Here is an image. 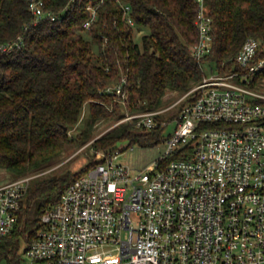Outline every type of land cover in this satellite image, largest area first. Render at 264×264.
<instances>
[{
    "label": "built area",
    "instance_id": "obj_1",
    "mask_svg": "<svg viewBox=\"0 0 264 264\" xmlns=\"http://www.w3.org/2000/svg\"><path fill=\"white\" fill-rule=\"evenodd\" d=\"M196 1L190 49L201 60L211 50L212 18ZM28 9L31 24L57 17L43 0H29ZM88 9L84 28L96 18ZM22 44L21 35L0 42V54ZM259 46L247 37L237 67L205 74L173 104L181 102L169 121L157 118L168 108H128L126 76L106 86L137 128L174 124L165 151L138 168L116 162L119 149L100 151L42 214L26 255L45 264H264V94L251 86L264 66ZM32 177L0 184V244Z\"/></svg>",
    "mask_w": 264,
    "mask_h": 264
},
{
    "label": "trees",
    "instance_id": "obj_2",
    "mask_svg": "<svg viewBox=\"0 0 264 264\" xmlns=\"http://www.w3.org/2000/svg\"><path fill=\"white\" fill-rule=\"evenodd\" d=\"M43 2L56 19L44 17L31 24L29 0H0V42L23 37L20 48L0 54V168L14 178L52 164L72 141L68 131L79 122L84 104L87 126L100 118L122 117L115 96L104 92L122 76L127 78L128 108L154 109L167 89L186 92L200 81L207 74L204 65L219 73L236 68L234 56L249 36L260 41L255 59L264 58V0H204L212 18V40L201 60L190 49L198 38L196 0ZM88 5L95 8L96 18L84 28ZM139 27L147 29L140 41L134 36ZM262 76L264 66L252 75L251 86ZM136 128L133 122H122L92 146L110 152L121 140L126 146L152 147L162 139L160 127L146 132ZM91 165L73 173L32 177L15 211L14 226L0 244V256L15 253L21 238L28 245L42 214Z\"/></svg>",
    "mask_w": 264,
    "mask_h": 264
},
{
    "label": "rangeland",
    "instance_id": "obj_3",
    "mask_svg": "<svg viewBox=\"0 0 264 264\" xmlns=\"http://www.w3.org/2000/svg\"><path fill=\"white\" fill-rule=\"evenodd\" d=\"M146 31L147 29L144 27L135 29L134 36L136 40L140 41L142 34H144ZM93 50H96L95 47H93ZM204 69L207 74L211 72L207 65H204ZM212 72H215V70H213ZM113 83L115 82H112L111 84ZM197 83H194L193 85ZM254 87L256 90L264 94V76L256 80V82L254 83ZM184 93L185 92H181L178 90L167 89L161 98V104L154 109L168 108L166 111H163V113H161V116L166 120L167 117L176 114V111L178 110L181 102L175 105L173 104L177 102ZM120 108L124 112V116L125 109L122 105H120ZM88 116V104L86 103L84 104L79 122H77L76 125H74L68 131V134L69 136H71L72 141L66 144L62 152L53 159L51 165L43 168L42 170L28 172L16 178H14L9 171L5 170L4 168H0V184L8 181H13L26 175L50 176L53 174H59L63 171L73 173L85 167L87 164H94L97 158V154L100 151H108L95 150L92 146L93 141L106 132L112 130L120 123L130 122L129 120H123V116L118 119L100 118L87 126ZM173 127L174 124L169 123L162 132V139L158 144L152 147H141L138 144L126 146V140L118 141L115 147L116 149L120 150V153L116 158V162L137 168L150 163L155 158L164 153L166 148L165 138L169 133H172ZM136 130L137 132H146L141 128H136ZM25 247L26 243L24 239L21 238L15 253L0 256V264H45L44 262L33 260L28 255H26Z\"/></svg>",
    "mask_w": 264,
    "mask_h": 264
}]
</instances>
